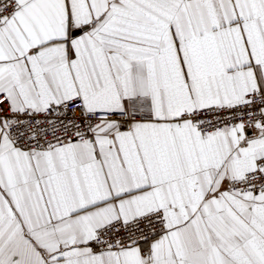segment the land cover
<instances>
[{
  "label": "snow or ice",
  "instance_id": "6c2138e0",
  "mask_svg": "<svg viewBox=\"0 0 264 264\" xmlns=\"http://www.w3.org/2000/svg\"><path fill=\"white\" fill-rule=\"evenodd\" d=\"M0 264H264V0H0Z\"/></svg>",
  "mask_w": 264,
  "mask_h": 264
}]
</instances>
